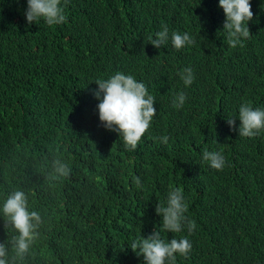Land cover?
<instances>
[{"label": "trees", "instance_id": "obj_1", "mask_svg": "<svg viewBox=\"0 0 264 264\" xmlns=\"http://www.w3.org/2000/svg\"><path fill=\"white\" fill-rule=\"evenodd\" d=\"M217 5L68 0L65 23L26 26L23 0H0V191L25 190L46 219L28 264H141L125 245L158 227L155 206L170 187L182 189L196 225L190 234L162 233L192 243L177 264H264V133L238 137L224 120L242 102L264 106V5L251 0L250 35L235 48L219 31ZM162 25L196 43L157 50L148 37ZM188 66L195 79L184 88L177 72ZM117 70L155 99L134 151L100 126L89 91ZM181 90L186 102L177 110L171 100ZM205 148L223 153V170L201 161ZM53 153L72 171L48 183Z\"/></svg>", "mask_w": 264, "mask_h": 264}, {"label": "clouds", "instance_id": "obj_2", "mask_svg": "<svg viewBox=\"0 0 264 264\" xmlns=\"http://www.w3.org/2000/svg\"><path fill=\"white\" fill-rule=\"evenodd\" d=\"M23 3L22 15L26 26L39 22L58 26L66 22L68 0H23ZM261 5H264V0H261ZM217 6L224 15L219 31L224 34L227 46H243L250 35L249 23L254 22L251 0H218ZM169 43L179 51L193 46L196 41L189 32H170L166 25L148 37V44L157 50ZM177 76L184 88L190 87L195 79L191 66L180 69ZM92 83L96 87L89 91L97 101L96 113L100 126L115 133L125 150L134 151L157 113L153 95L143 81L119 70L106 78L97 77ZM185 102L186 95L181 90L172 97L171 105L179 110ZM224 120L238 137L255 138L264 133V106L253 107L250 103L242 102L238 111ZM159 141L167 144L168 137L160 136ZM200 159L217 171L226 166L225 156L220 150L205 148L201 151ZM45 167L48 183L66 179L72 171L69 163L55 153ZM134 182L140 184L139 179L134 178ZM187 212L188 201L182 189L170 187L163 202H157L155 206V213L160 217L158 227L147 236L130 237L125 247L136 257L142 258L141 264H177L178 257L187 259L192 251V243L186 235L171 239L162 237L163 232L180 234L186 231L190 234L196 225L188 218ZM45 225V217L30 203L28 192L19 187L7 192L0 191V229L5 234V239L0 241V264H28Z\"/></svg>", "mask_w": 264, "mask_h": 264}]
</instances>
